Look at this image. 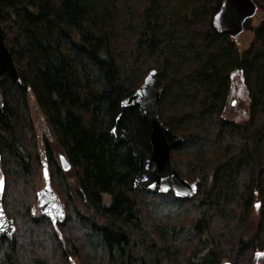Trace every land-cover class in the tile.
I'll list each match as a JSON object with an SVG mask.
<instances>
[{
  "label": "trees",
  "instance_id": "obj_1",
  "mask_svg": "<svg viewBox=\"0 0 264 264\" xmlns=\"http://www.w3.org/2000/svg\"><path fill=\"white\" fill-rule=\"evenodd\" d=\"M222 1L0 0L3 42L18 74L17 83L0 77V203L15 226L12 236H0V264H256L264 255V18L256 27L245 22L253 37L241 50L211 25ZM252 1L264 14V0ZM172 33L187 50V66L164 77L178 63ZM150 71L162 91L160 123L189 145L170 160L197 192L186 201L171 193L149 198L185 204L180 223L148 218V194L132 186L137 162L109 136L120 102ZM236 74L246 94L240 119L226 117ZM28 96L58 149L45 143L42 154L66 213L56 227L35 214L43 163L25 116ZM212 114L210 133L203 116ZM207 143H216L214 152L201 150Z\"/></svg>",
  "mask_w": 264,
  "mask_h": 264
},
{
  "label": "water",
  "instance_id": "obj_2",
  "mask_svg": "<svg viewBox=\"0 0 264 264\" xmlns=\"http://www.w3.org/2000/svg\"><path fill=\"white\" fill-rule=\"evenodd\" d=\"M256 11L257 6L252 0H223L211 25L217 33L227 34L236 41L243 32L245 22L254 17ZM4 74L17 83V70L4 45L0 27V77ZM155 74V71H150L138 88L120 102L119 113L109 136L114 144H126L137 162L133 188L158 195L171 192L176 199L189 200L197 192V183L179 177L170 160L171 151L180 146L183 139L164 127L158 119L157 102L162 91L156 89ZM59 161L63 171H68L69 165L64 157L60 156ZM42 180L43 186L36 192L35 208L56 227V224L64 222L66 213L64 205L50 187L46 163L42 164ZM0 181L1 200L3 177H0ZM0 214V236H12L15 226L6 217L1 203Z\"/></svg>",
  "mask_w": 264,
  "mask_h": 264
},
{
  "label": "rangeland",
  "instance_id": "obj_3",
  "mask_svg": "<svg viewBox=\"0 0 264 264\" xmlns=\"http://www.w3.org/2000/svg\"><path fill=\"white\" fill-rule=\"evenodd\" d=\"M185 1L186 0H180L181 3H184ZM263 18H264V14L257 9L254 17H252L249 20L250 27H256L257 25H259V23L262 21ZM169 36L171 37L169 40V44L173 46L172 57L174 59L175 58L178 59V60L175 59V62L178 61V63L175 66L172 65L167 66L164 77H167L169 75H174L176 72L181 73L182 71L185 70L187 66V60L185 59L187 55L186 54L187 50L180 46L181 45L180 36L179 35L177 36L175 33L169 34ZM252 37L253 34L251 31L244 30L236 39L237 47L241 50L246 49L249 46ZM178 57H182L183 59L181 58V60H179ZM233 82H234V89L230 101L233 104H231L229 110L228 109L226 110V117L227 118L233 117L240 119L246 111V101H245L246 94L244 91L239 90L238 74H236L233 77ZM164 99L165 101L170 100L168 97H165ZM25 116L35 133L38 155L41 158L42 163H44L42 154L45 143H48L56 153L58 149L45 116L40 111V109L38 108L34 99L31 96L27 97V112ZM203 122L210 133H213L216 130L217 122H216L215 114H212L211 117L203 116ZM188 148L189 145L185 144L178 146L173 151L181 153L183 152V150L185 149L187 150ZM215 148H216V143H207L201 145V150L203 152L212 153L214 152ZM2 163H4V160L2 159V157H0V164ZM42 186H43V180L41 182V187ZM147 194H148L146 196L147 201L144 203V208L149 219H153L162 223H166V222L180 223L183 222L185 219H187L188 210L185 207V204L168 197H164L162 199L150 200L149 197L151 193H147ZM34 209H35V214L40 215L39 212L36 210L35 206ZM258 218H259V210L257 208L255 212L252 213L250 218V230L254 231L256 229ZM182 237H183V245H187L188 244L187 240L189 238L188 231L183 230ZM91 241L93 243V248L95 250L94 256L97 257L101 250L99 240L97 237H92ZM103 257L106 260V255H104ZM255 263L264 264V258L259 257L257 262ZM90 264H97V261L95 259H91Z\"/></svg>",
  "mask_w": 264,
  "mask_h": 264
},
{
  "label": "flooded vegetation",
  "instance_id": "obj_4",
  "mask_svg": "<svg viewBox=\"0 0 264 264\" xmlns=\"http://www.w3.org/2000/svg\"><path fill=\"white\" fill-rule=\"evenodd\" d=\"M260 253H261V252H260ZM260 253H259V256H260V257H261V256L264 257V255H263V254H260ZM258 258H259V257H258ZM258 258H257V260H258ZM257 260H256L255 262H257Z\"/></svg>",
  "mask_w": 264,
  "mask_h": 264
},
{
  "label": "snow or ice",
  "instance_id": "obj_5",
  "mask_svg": "<svg viewBox=\"0 0 264 264\" xmlns=\"http://www.w3.org/2000/svg\"><path fill=\"white\" fill-rule=\"evenodd\" d=\"M0 185H2V181H0ZM0 215H2V214H0ZM259 255V254H258Z\"/></svg>",
  "mask_w": 264,
  "mask_h": 264
},
{
  "label": "bare ground",
  "instance_id": "obj_6",
  "mask_svg": "<svg viewBox=\"0 0 264 264\" xmlns=\"http://www.w3.org/2000/svg\"><path fill=\"white\" fill-rule=\"evenodd\" d=\"M221 108V107H220ZM250 211V210H249ZM248 216V215H247Z\"/></svg>",
  "mask_w": 264,
  "mask_h": 264
}]
</instances>
